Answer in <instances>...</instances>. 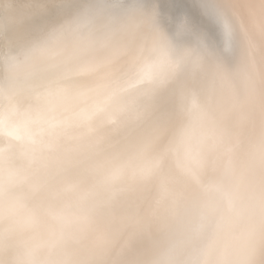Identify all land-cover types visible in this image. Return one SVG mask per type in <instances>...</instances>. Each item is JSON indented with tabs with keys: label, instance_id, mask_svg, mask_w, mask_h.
Masks as SVG:
<instances>
[{
	"label": "clouds",
	"instance_id": "obj_1",
	"mask_svg": "<svg viewBox=\"0 0 264 264\" xmlns=\"http://www.w3.org/2000/svg\"><path fill=\"white\" fill-rule=\"evenodd\" d=\"M0 264H264V0H0Z\"/></svg>",
	"mask_w": 264,
	"mask_h": 264
},
{
	"label": "bare ground",
	"instance_id": "obj_2",
	"mask_svg": "<svg viewBox=\"0 0 264 264\" xmlns=\"http://www.w3.org/2000/svg\"><path fill=\"white\" fill-rule=\"evenodd\" d=\"M213 36H214V38H217V37H215V33H213Z\"/></svg>",
	"mask_w": 264,
	"mask_h": 264
}]
</instances>
